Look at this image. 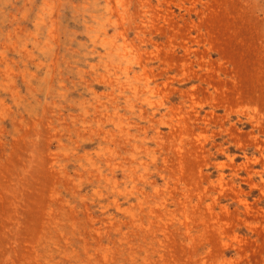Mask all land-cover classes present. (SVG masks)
Here are the masks:
<instances>
[{"label": "rangeland", "instance_id": "1", "mask_svg": "<svg viewBox=\"0 0 264 264\" xmlns=\"http://www.w3.org/2000/svg\"><path fill=\"white\" fill-rule=\"evenodd\" d=\"M0 264H264V0H0Z\"/></svg>", "mask_w": 264, "mask_h": 264}, {"label": "bare ground", "instance_id": "2", "mask_svg": "<svg viewBox=\"0 0 264 264\" xmlns=\"http://www.w3.org/2000/svg\"><path fill=\"white\" fill-rule=\"evenodd\" d=\"M28 82V81H27ZM135 88V87H134ZM153 88V87H152ZM190 122V121H189Z\"/></svg>", "mask_w": 264, "mask_h": 264}]
</instances>
